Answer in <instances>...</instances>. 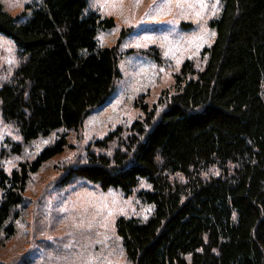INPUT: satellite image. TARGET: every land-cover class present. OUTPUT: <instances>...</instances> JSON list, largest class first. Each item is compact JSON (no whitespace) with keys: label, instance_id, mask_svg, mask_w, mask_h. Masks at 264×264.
I'll use <instances>...</instances> for the list:
<instances>
[{"label":"trees","instance_id":"obj_1","mask_svg":"<svg viewBox=\"0 0 264 264\" xmlns=\"http://www.w3.org/2000/svg\"><path fill=\"white\" fill-rule=\"evenodd\" d=\"M88 1L32 0L17 15L0 3V35L18 59L0 84V118L20 139L0 147V246L16 232L30 174L64 151L65 134L109 102L121 76L118 47L131 29L99 45L115 22ZM220 2L207 22L213 43L182 63L171 87L151 105L138 95V119L56 165L55 187L136 191L153 205L145 221H114L128 264H264V0ZM140 52L162 61L156 47ZM54 132L62 133L6 175L4 160ZM140 179L150 190H138Z\"/></svg>","mask_w":264,"mask_h":264},{"label":"rangeland","instance_id":"obj_2","mask_svg":"<svg viewBox=\"0 0 264 264\" xmlns=\"http://www.w3.org/2000/svg\"><path fill=\"white\" fill-rule=\"evenodd\" d=\"M31 2L0 0L10 15L19 14ZM220 8V0L88 1V9L112 17L115 22L112 29L98 33L99 45L114 46L121 30L131 29L118 47L121 76L109 102L86 117L77 132L65 134L68 146L64 151L30 174L24 204L17 209L14 221L16 232L0 246V264H128L114 221L119 216L145 221L153 205L139 201L136 191L125 197L119 189L101 191L92 184L55 187L52 183L57 179L56 165L81 154L89 142L102 138L118 124L138 119L140 112L133 105L134 99L145 94L148 104H153L161 90L172 86L173 75L182 63L197 57L213 43L215 33L207 22L217 18ZM182 23L193 26L183 28ZM149 47L159 49L160 64L140 52ZM17 64L12 41L0 35V84L9 78ZM61 133L36 139L24 148L22 156L4 160L6 175L18 163L33 160ZM7 140L20 139L14 128L0 118L1 148ZM138 190H150V185L140 179Z\"/></svg>","mask_w":264,"mask_h":264},{"label":"snow or ice","instance_id":"obj_3","mask_svg":"<svg viewBox=\"0 0 264 264\" xmlns=\"http://www.w3.org/2000/svg\"><path fill=\"white\" fill-rule=\"evenodd\" d=\"M180 6H181V5L178 3V4H177V7H180ZM201 6H205V5L201 4ZM161 10H162V9H161Z\"/></svg>","mask_w":264,"mask_h":264}]
</instances>
